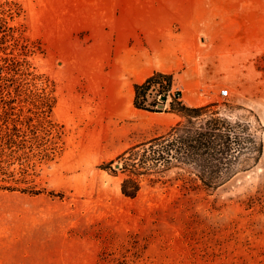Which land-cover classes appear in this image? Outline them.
Segmentation results:
<instances>
[{
    "label": "rangeland",
    "instance_id": "374dc122",
    "mask_svg": "<svg viewBox=\"0 0 264 264\" xmlns=\"http://www.w3.org/2000/svg\"><path fill=\"white\" fill-rule=\"evenodd\" d=\"M177 1L210 12L208 51L239 46V89H203L198 121L246 124L262 141L259 161L216 190L173 175L123 195L122 176L100 166H121L129 148L174 135L183 118L171 100L148 125L109 114L108 16L159 0H0L13 34L0 55L23 66L14 113L29 122H19L26 144L0 161V264H264V0ZM172 110L173 126L154 125Z\"/></svg>",
    "mask_w": 264,
    "mask_h": 264
},
{
    "label": "crops",
    "instance_id": "0c3cea01",
    "mask_svg": "<svg viewBox=\"0 0 264 264\" xmlns=\"http://www.w3.org/2000/svg\"><path fill=\"white\" fill-rule=\"evenodd\" d=\"M157 3L160 8L124 10L123 14L108 16L112 17L108 21L113 27L107 61L108 112L147 125L156 118L155 114L164 113L169 104L166 98L164 107L153 105L156 93H164L162 86L167 84L166 80L151 84V90L145 94L146 108L134 104L135 85L144 83L155 73L171 76L169 91L178 87L187 106L203 104V89L218 87L220 82L239 89V46H234L236 52L229 54L227 46L221 51H208V47L215 49L211 36H206L209 22L206 16L210 12L181 10L177 0ZM154 89L156 93L150 99ZM166 114L162 122L154 124L156 127H171L178 121L173 110Z\"/></svg>",
    "mask_w": 264,
    "mask_h": 264
},
{
    "label": "trees",
    "instance_id": "16d2710c",
    "mask_svg": "<svg viewBox=\"0 0 264 264\" xmlns=\"http://www.w3.org/2000/svg\"><path fill=\"white\" fill-rule=\"evenodd\" d=\"M6 17L0 15V42L13 35ZM15 60L14 56L0 55V94L12 96L0 103V161L8 162L26 144L19 122L29 123L14 113V95L24 87L16 78L23 66ZM163 80L167 84L162 87L169 88L171 76L162 73H155L144 83L135 85V106L146 108V91L153 82L162 83ZM170 105L183 118L176 123L174 135L158 136L129 148L120 155L118 169L113 168L112 163L100 166L113 175L122 176L123 195L134 198L140 191L141 182L155 185L170 181L173 175L176 180L192 182L194 187L216 190L239 173L240 164L251 158L254 164L259 161L263 152L262 141L256 140L246 124L218 117L199 122L206 106H187L176 100ZM173 170L176 172H171Z\"/></svg>",
    "mask_w": 264,
    "mask_h": 264
},
{
    "label": "built area",
    "instance_id": "2783aa9c",
    "mask_svg": "<svg viewBox=\"0 0 264 264\" xmlns=\"http://www.w3.org/2000/svg\"><path fill=\"white\" fill-rule=\"evenodd\" d=\"M167 90V98L171 101L176 100V101H181V90L178 87H175L172 89V91H169V89H165ZM220 96L222 97H228L230 95V90L228 88H223L220 90L219 92ZM159 97L157 98L158 101L160 98V92H158ZM158 104V103H157Z\"/></svg>",
    "mask_w": 264,
    "mask_h": 264
},
{
    "label": "water",
    "instance_id": "95a60500",
    "mask_svg": "<svg viewBox=\"0 0 264 264\" xmlns=\"http://www.w3.org/2000/svg\"><path fill=\"white\" fill-rule=\"evenodd\" d=\"M153 93H151L150 95V99H152L153 98V94H155L156 93V91H155V89L152 91ZM167 90H165L164 91V93L162 92V91H160V97H161V100L160 101H158L157 100V98L159 97V95H158V93H156V95H155V97H156V101H158V104H160L161 106H163L164 107V105H165V101H166V98H167ZM155 101V102H156ZM120 167V164H115V168H119Z\"/></svg>",
    "mask_w": 264,
    "mask_h": 264
},
{
    "label": "flooded vegetation",
    "instance_id": "af4514ba",
    "mask_svg": "<svg viewBox=\"0 0 264 264\" xmlns=\"http://www.w3.org/2000/svg\"><path fill=\"white\" fill-rule=\"evenodd\" d=\"M166 89H169V88H166ZM158 101L155 102V105H157Z\"/></svg>",
    "mask_w": 264,
    "mask_h": 264
}]
</instances>
